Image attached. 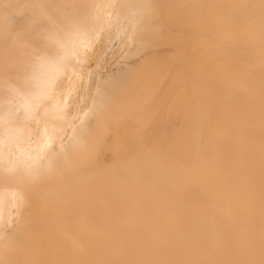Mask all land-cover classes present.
<instances>
[{"label": "bare ground", "instance_id": "obj_1", "mask_svg": "<svg viewBox=\"0 0 264 264\" xmlns=\"http://www.w3.org/2000/svg\"><path fill=\"white\" fill-rule=\"evenodd\" d=\"M0 264H264V0H0Z\"/></svg>", "mask_w": 264, "mask_h": 264}]
</instances>
